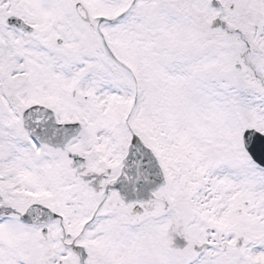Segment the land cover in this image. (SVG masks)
<instances>
[{
	"label": "snow or ice",
	"instance_id": "1",
	"mask_svg": "<svg viewBox=\"0 0 264 264\" xmlns=\"http://www.w3.org/2000/svg\"><path fill=\"white\" fill-rule=\"evenodd\" d=\"M0 264H264V0H0Z\"/></svg>",
	"mask_w": 264,
	"mask_h": 264
}]
</instances>
